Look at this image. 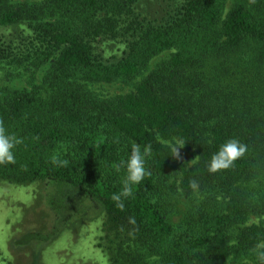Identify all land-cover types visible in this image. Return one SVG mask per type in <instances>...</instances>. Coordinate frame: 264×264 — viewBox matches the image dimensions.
<instances>
[{"label": "trees", "instance_id": "16d2710c", "mask_svg": "<svg viewBox=\"0 0 264 264\" xmlns=\"http://www.w3.org/2000/svg\"><path fill=\"white\" fill-rule=\"evenodd\" d=\"M140 1L0 0V63L53 64L45 95L0 87V122L22 139L0 180L45 181L54 234L102 205L113 264H256L264 223L249 222L264 216V0H236L227 15L221 0H186L161 19L137 11ZM22 24L29 34L6 33ZM108 41L124 43V54L104 60L96 48ZM169 50L130 93L100 99L86 88L133 79ZM157 137L186 142L176 157ZM232 138L244 156L209 172ZM133 141L151 145V175L125 197L121 161Z\"/></svg>", "mask_w": 264, "mask_h": 264}, {"label": "rangeland", "instance_id": "374dc122", "mask_svg": "<svg viewBox=\"0 0 264 264\" xmlns=\"http://www.w3.org/2000/svg\"><path fill=\"white\" fill-rule=\"evenodd\" d=\"M35 0H10L11 3H33ZM224 15L232 9L236 0H221ZM186 0H141L138 9L147 18H165L175 13ZM27 24L6 30L15 39L29 34ZM126 47L121 42H103L96 52L104 60L121 57ZM174 50L156 56L142 72L133 79L112 83L86 82V88L97 98L114 99L135 90V86L145 79ZM51 62L39 68L34 66L0 63V87L19 91H38L43 95L49 87L46 78L51 72ZM68 144H61L56 155L63 154ZM184 156L190 153L184 151ZM49 187L45 181L19 183L0 180V264H113L112 240L107 216L102 205L93 207L85 216L72 219L63 229L52 233L55 215L48 204ZM180 197V196H179ZM181 198V197H180ZM182 199V198H181ZM183 200V199H182ZM249 223H264V216H252ZM32 232H40L42 240L29 244L20 239ZM46 235V236H45ZM48 235V236H47Z\"/></svg>", "mask_w": 264, "mask_h": 264}, {"label": "clouds", "instance_id": "9594fccd", "mask_svg": "<svg viewBox=\"0 0 264 264\" xmlns=\"http://www.w3.org/2000/svg\"><path fill=\"white\" fill-rule=\"evenodd\" d=\"M157 140L169 149L171 155L176 157L179 156V148L183 147L186 142L183 138L179 137H173L172 139L157 137ZM21 143L22 139L14 134L8 133L3 122H0V165L15 163V149ZM246 151L247 146L236 138L225 141L212 154L207 165L208 171L216 173L231 168L239 158L244 156ZM151 156V145H145L142 148L135 141L131 143L129 156L126 160L121 161V165L125 169V178L122 182L123 196H131L133 194V187L141 184L151 175L150 170L146 167L147 161ZM61 163H66V161H61ZM191 187L195 190L198 185L193 181ZM116 199L119 200L120 197L117 196ZM237 243L238 241L236 239L229 241L230 246H235ZM251 252L255 257L256 264H264V240L258 241Z\"/></svg>", "mask_w": 264, "mask_h": 264}]
</instances>
